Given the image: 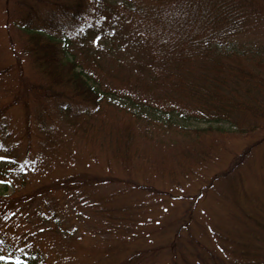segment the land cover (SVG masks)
I'll return each mask as SVG.
<instances>
[{
	"label": "rangeland",
	"instance_id": "obj_1",
	"mask_svg": "<svg viewBox=\"0 0 264 264\" xmlns=\"http://www.w3.org/2000/svg\"><path fill=\"white\" fill-rule=\"evenodd\" d=\"M27 2L0 0V174L10 173L0 195L78 173L109 180L55 190L5 214L0 264H29L22 254L33 256L35 246L37 264H264V121L244 111L234 123L176 113L204 106L180 80L216 65L195 61L189 72V61L172 57L165 31L143 14L154 0H98L91 28L69 42L78 69L105 97L93 105L30 95L29 120L24 97L15 98L41 80L23 51ZM258 7L259 17H243L229 38L233 56L250 65L264 64V0ZM195 128L208 130L186 131Z\"/></svg>",
	"mask_w": 264,
	"mask_h": 264
},
{
	"label": "trees",
	"instance_id": "obj_2",
	"mask_svg": "<svg viewBox=\"0 0 264 264\" xmlns=\"http://www.w3.org/2000/svg\"><path fill=\"white\" fill-rule=\"evenodd\" d=\"M97 1L29 0L26 3L28 10L21 14V28L26 35L23 51L41 80L39 83H25V89L15 93V98L19 103L24 97L26 116L29 120L30 95L36 98L45 95L48 99L65 97L93 105H99L104 98L99 87L90 84L78 69L76 58L71 57L73 55L69 42L73 31L76 32L82 26L85 29H88L87 26L91 28L92 6ZM143 14L151 25L160 27L161 33L165 31L169 47L175 50L172 57L176 61L181 58L189 61L192 66L189 72L195 68V61L205 64L207 61L208 64L211 62L216 65L215 71L210 73L206 66H198L201 72L195 75H203L200 85L191 80L195 75L187 81L180 80L183 88L195 86V91L204 101L203 108L196 107L195 110L199 117L190 114L184 107L176 109L177 114L184 119L234 123L244 111L248 115L252 114L253 119L264 121V64L262 62L250 65L241 58H235L233 55L237 54V47L232 45L229 39L240 31L243 17H259L261 13L258 0H154L149 6H144ZM6 71L1 70L0 76ZM225 73H228V77ZM48 89L53 91L47 92ZM2 110L1 107L0 117ZM166 111L174 112L175 109ZM3 130L0 128V131ZM207 130L195 128L186 131H199V135L201 131ZM245 151L248 154L249 148ZM236 164L237 162L234 165ZM232 174L236 177L238 171L228 172V176ZM108 180L100 175L78 173L43 184L21 195H0V215L7 208L34 203L35 198L55 190L64 191L77 185L100 184ZM139 187L148 189L143 184H139ZM150 191H154V188L151 187ZM102 211L106 212L104 208ZM107 213L113 218L110 212ZM33 255L34 258H27L30 264L43 260L42 254L36 255V250Z\"/></svg>",
	"mask_w": 264,
	"mask_h": 264
},
{
	"label": "snow or ice",
	"instance_id": "obj_3",
	"mask_svg": "<svg viewBox=\"0 0 264 264\" xmlns=\"http://www.w3.org/2000/svg\"><path fill=\"white\" fill-rule=\"evenodd\" d=\"M0 159H2V158H0Z\"/></svg>",
	"mask_w": 264,
	"mask_h": 264
}]
</instances>
